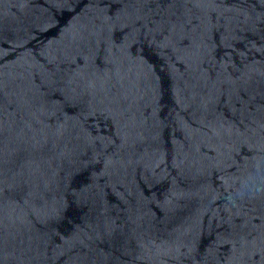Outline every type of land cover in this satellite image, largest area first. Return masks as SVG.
I'll use <instances>...</instances> for the list:
<instances>
[{
    "label": "water",
    "instance_id": "obj_1",
    "mask_svg": "<svg viewBox=\"0 0 264 264\" xmlns=\"http://www.w3.org/2000/svg\"><path fill=\"white\" fill-rule=\"evenodd\" d=\"M0 264H264V0H0Z\"/></svg>",
    "mask_w": 264,
    "mask_h": 264
}]
</instances>
